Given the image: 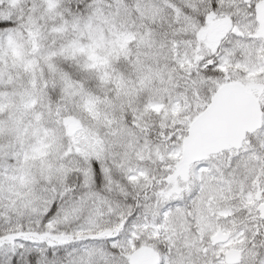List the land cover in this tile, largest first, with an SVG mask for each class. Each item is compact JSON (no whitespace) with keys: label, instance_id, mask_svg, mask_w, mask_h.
I'll use <instances>...</instances> for the list:
<instances>
[{"label":"snow or ice","instance_id":"6c2138e0","mask_svg":"<svg viewBox=\"0 0 264 264\" xmlns=\"http://www.w3.org/2000/svg\"><path fill=\"white\" fill-rule=\"evenodd\" d=\"M0 264H264V0H0Z\"/></svg>","mask_w":264,"mask_h":264}]
</instances>
